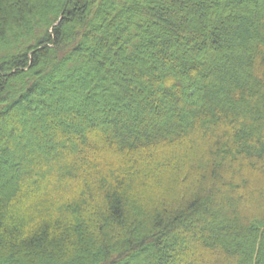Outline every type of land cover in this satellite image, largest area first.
I'll list each match as a JSON object with an SVG mask.
<instances>
[{
  "label": "trees",
  "instance_id": "1",
  "mask_svg": "<svg viewBox=\"0 0 264 264\" xmlns=\"http://www.w3.org/2000/svg\"><path fill=\"white\" fill-rule=\"evenodd\" d=\"M0 133V264H264V0H0Z\"/></svg>",
  "mask_w": 264,
  "mask_h": 264
},
{
  "label": "rangeland",
  "instance_id": "2",
  "mask_svg": "<svg viewBox=\"0 0 264 264\" xmlns=\"http://www.w3.org/2000/svg\"><path fill=\"white\" fill-rule=\"evenodd\" d=\"M73 98V97H72ZM54 102H55V105L56 104H58V103H63L64 101H68V98H66V97H64V96H62V94L61 93H59V92H56L55 94H54V97H53V99H52ZM47 118H49V117H44L43 119L45 120V119H47ZM46 121V120H45ZM23 124L24 125H21V126H13L15 129V132L12 130L11 131V128H9V131L8 132H10V133H14L13 135H14V138H13V140H15V139H17V135H19V134H23V133H25L26 132V130L27 129H32V130H34V132H35V134H37L38 136H39V133H37V131H35V129L36 128H33L32 127V125H31V120L29 119L28 121H27V118H25V119H23ZM21 122V123H22ZM12 137V136H11ZM19 137V136H18ZM3 138H5V136L3 135V133H0V140L1 139H3ZM29 146V145H28ZM31 148H33L32 146H31ZM29 152H25V154L27 155ZM213 157V156H212ZM113 160H118L117 159V157H113ZM263 205H264V200H263Z\"/></svg>",
  "mask_w": 264,
  "mask_h": 264
}]
</instances>
